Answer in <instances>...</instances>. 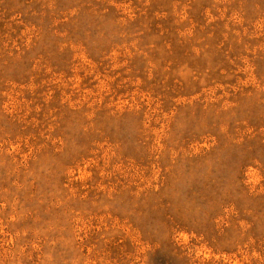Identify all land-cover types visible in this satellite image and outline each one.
Listing matches in <instances>:
<instances>
[{
	"label": "rangeland",
	"instance_id": "1",
	"mask_svg": "<svg viewBox=\"0 0 264 264\" xmlns=\"http://www.w3.org/2000/svg\"><path fill=\"white\" fill-rule=\"evenodd\" d=\"M0 264H264V0H0Z\"/></svg>",
	"mask_w": 264,
	"mask_h": 264
}]
</instances>
